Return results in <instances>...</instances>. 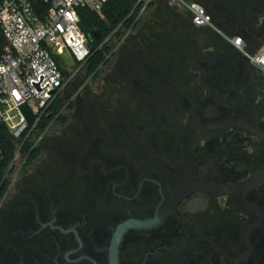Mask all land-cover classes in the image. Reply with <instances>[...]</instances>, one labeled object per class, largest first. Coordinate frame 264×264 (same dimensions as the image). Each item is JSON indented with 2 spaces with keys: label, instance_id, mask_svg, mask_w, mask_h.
<instances>
[{
  "label": "flooded vegetation",
  "instance_id": "flooded-vegetation-1",
  "mask_svg": "<svg viewBox=\"0 0 264 264\" xmlns=\"http://www.w3.org/2000/svg\"><path fill=\"white\" fill-rule=\"evenodd\" d=\"M187 1L208 26L156 0L92 31L64 122L0 188V264H264V74L229 42L262 44L264 0Z\"/></svg>",
  "mask_w": 264,
  "mask_h": 264
},
{
  "label": "built area",
  "instance_id": "built-area-1",
  "mask_svg": "<svg viewBox=\"0 0 264 264\" xmlns=\"http://www.w3.org/2000/svg\"><path fill=\"white\" fill-rule=\"evenodd\" d=\"M107 1L0 0V165L4 153L2 132L8 131L24 145V139H30L54 98L68 84L58 63L65 65L62 54L72 56L75 65L83 66L88 61L91 44L81 26L82 11L101 13ZM155 1L138 0L132 14L139 9L142 15ZM169 1L188 8L198 27L210 24V15L201 4ZM229 42L264 74V41L255 49L242 36H232ZM27 110L36 117L32 125ZM15 160L3 176L0 170V188L12 174Z\"/></svg>",
  "mask_w": 264,
  "mask_h": 264
},
{
  "label": "trees",
  "instance_id": "trees-1",
  "mask_svg": "<svg viewBox=\"0 0 264 264\" xmlns=\"http://www.w3.org/2000/svg\"><path fill=\"white\" fill-rule=\"evenodd\" d=\"M138 0H108L105 3L101 13L93 12L88 9H84L82 11V29L86 33L89 41L93 39V30H99L103 33V39L100 41H95L93 43V48L96 50L100 43L108 37L111 33L116 31L123 23H128V27L133 23L135 17H133L132 12L135 9ZM134 13H139V9H136ZM132 14V15H131ZM95 61L99 64L103 59V54H97L95 57ZM58 63L61 65V69L63 73L66 74L64 69V64H62L59 60ZM95 68L93 67L90 72H92ZM67 103V99L59 100L54 104H51L46 114L42 117L37 130L39 132H44L49 125L60 123L62 124L63 117H57L59 112L65 107ZM29 121L34 124L36 117L29 112L26 111ZM2 144H3V160L0 165L1 176H3L8 169V167L15 160L14 170L16 171L18 167L22 164L23 160L29 155L31 158L39 155L38 148L32 150V146L27 142L23 144L22 140H16L14 137L8 132H2Z\"/></svg>",
  "mask_w": 264,
  "mask_h": 264
},
{
  "label": "rangeland",
  "instance_id": "rangeland-1",
  "mask_svg": "<svg viewBox=\"0 0 264 264\" xmlns=\"http://www.w3.org/2000/svg\"><path fill=\"white\" fill-rule=\"evenodd\" d=\"M158 1H162V0H157V2ZM201 4L209 11L206 4H203V3H201ZM154 8H155V4L154 5L152 4L150 6V8L147 10L145 15L151 14L153 12ZM258 12L260 13L262 11L259 10ZM254 13H256V12H254ZM260 14H262V13H260ZM132 16L135 17V19H137V18H139L140 15H139V13H134V15H132ZM244 35H245L244 31H241V32L236 33V35H234V36H242L243 37ZM247 37H249V36L247 35ZM250 37H252V36H250ZM62 57H63L64 62H65V65H64V69L66 72L65 77H66V80H69V82L66 85V87L62 90V92L54 98L52 104L56 103L59 100L67 99V96H69V89H70L71 83L74 81L75 76L81 75L85 71V66L83 65L84 66L83 67L79 64L75 65L74 59L68 53L64 52L62 54ZM64 108L65 107H63L62 110L58 113L59 115L57 117L66 115L67 111H65ZM58 125H59V123H56L51 128H49L47 130V134H45L43 132L41 133L39 131H35V132H33L30 139L29 140L24 139V142H27L28 144H30L32 146V148L36 147V146L38 147L39 145H41V143L43 142L44 139H46L49 135H51L54 131L57 130ZM43 134H44V136H43Z\"/></svg>",
  "mask_w": 264,
  "mask_h": 264
},
{
  "label": "water",
  "instance_id": "water-1",
  "mask_svg": "<svg viewBox=\"0 0 264 264\" xmlns=\"http://www.w3.org/2000/svg\"><path fill=\"white\" fill-rule=\"evenodd\" d=\"M263 25H264V20H263ZM262 36H263V39H264V29L262 31ZM261 178L264 179V174H263V176ZM254 183H256V180H254L252 184H254Z\"/></svg>",
  "mask_w": 264,
  "mask_h": 264
}]
</instances>
